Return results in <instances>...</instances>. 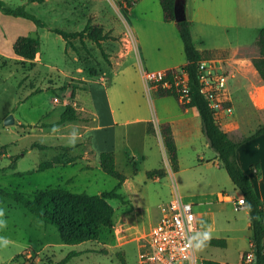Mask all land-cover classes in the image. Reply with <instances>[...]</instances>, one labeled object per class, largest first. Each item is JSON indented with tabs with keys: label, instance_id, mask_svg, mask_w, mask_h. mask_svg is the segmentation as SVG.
Wrapping results in <instances>:
<instances>
[{
	"label": "rangeland",
	"instance_id": "374dc122",
	"mask_svg": "<svg viewBox=\"0 0 264 264\" xmlns=\"http://www.w3.org/2000/svg\"><path fill=\"white\" fill-rule=\"evenodd\" d=\"M2 1L12 7L24 5L41 22L37 24L33 19L21 16V21L25 22L20 21L18 28L23 27L22 35L41 39L42 59L35 65L25 62L15 55L12 35L3 38L0 35V48L4 52V55H0V187L16 189L28 196L38 190L57 186L91 195L113 190L117 179L103 169H85L84 160L37 170L42 162L63 154L64 151L57 147L59 144L84 139L78 137L79 131L75 129L81 122L59 123L65 106L57 103L55 98L59 97L62 101V97L66 96L71 99L72 85L80 87L85 79L100 78L110 70L113 75L119 68L115 66V58L121 57L122 52L132 46V52L122 62L138 70L141 61L147 71L184 63V45L175 22L164 19L160 0H129L133 2L131 9L128 0ZM8 16L14 19L18 17ZM2 20L3 28L7 31L17 29L12 26V19L8 18V21L3 17ZM87 24L90 29L102 27L110 33V37L103 40L101 46L86 35L72 38V44L67 45L60 34L50 29L59 27L79 32ZM256 36L250 33L249 44H254ZM193 38L199 48L207 47L197 31ZM133 77L135 83L139 84L137 77ZM163 97L145 88L140 102L149 111L160 112L162 107L166 114H175L174 96H170L171 102L168 103L164 102ZM165 103L167 106L163 107ZM233 114H244V111L234 106ZM10 115H13L15 122L7 124L6 119ZM201 125L202 130L196 128L189 139L179 141L181 163L176 170L168 154L156 147L157 140L152 136L146 138V146L153 148L146 160L141 157L136 144L129 143L127 146L121 141L116 167L128 178L129 183L120 192L130 202L109 199L115 209L113 223L103 229L97 241L66 244L55 225L46 224L11 199L2 201L0 264H23L26 254L33 259V264H55L72 251L84 252L72 257L66 264H141L143 238L158 222L163 207L170 203L176 192L185 201L193 203L198 224L202 219L205 228L215 226V230L207 234H222L228 240L225 247L196 240L198 255L237 261L241 249L248 246L250 228L245 210H237L233 201L218 200L219 191L235 199L239 198L240 193L227 171L213 160L211 153L216 151L207 145L203 123ZM65 132L74 137L61 136ZM89 145V141L85 140L83 146L71 153L80 152ZM159 162L168 174L155 181L148 177V170L158 166ZM196 234L199 236L201 232Z\"/></svg>",
	"mask_w": 264,
	"mask_h": 264
},
{
	"label": "crops",
	"instance_id": "0c3cea01",
	"mask_svg": "<svg viewBox=\"0 0 264 264\" xmlns=\"http://www.w3.org/2000/svg\"><path fill=\"white\" fill-rule=\"evenodd\" d=\"M186 11L187 17L192 23L193 37L195 31H197L202 43L207 44L206 48H199L196 45L197 48L201 50H230L229 56L225 58L209 60L214 61L217 66L222 67L227 73L231 104L233 107L237 106L239 110L242 108V111H244V114L237 115L221 111L217 115L222 128L233 139L239 141L249 136L264 123V98L262 97L264 82L253 64V58L259 56L260 51L256 44L257 39L254 44H249L248 42L250 33H253V36L257 35L256 37L258 38L260 31L264 28V0H186ZM3 17H6L7 20L8 18L12 19V26L17 29L15 31H7L3 28ZM20 17L18 16L14 19L0 10V35L2 38L3 36L10 37L12 35L13 44L24 31L23 27L18 28L22 20ZM215 38L229 40V42H216ZM1 49L0 55H4ZM132 50L133 46L129 50L122 52L123 55L121 57L115 58L117 59L115 66L119 67L116 68L118 70L114 72L115 74L113 73L112 75L110 70L105 72L100 78L85 79L82 85L83 89L77 91L75 98L69 99L70 104L75 107L80 115V119L77 121L81 123L75 129L79 131L78 137L84 138V141L79 140L72 143L71 141L73 140H67L66 143L57 146L64 151V154L67 153L70 157H76L75 162L61 165L74 164L79 160H84L86 161L85 169H102L100 165L101 153L103 151H112L115 153L117 161L121 141L127 146L129 143L136 144L142 154L141 157L146 160L153 151L152 146H146L147 136H152L154 140H157L155 142L156 147L162 148L167 155L161 132V124L166 122L172 126L178 147L179 141L189 139L196 128L202 130V119L197 107L184 109L175 96V114H166L162 107L160 112L149 111L148 107L145 109L144 104L140 102L143 90L146 88L150 92H157L156 86L152 88L148 86L145 74L155 71H147L142 61L139 70L132 65L123 64L122 59H125ZM41 56L42 52H38L35 61L40 62ZM185 63L186 60L179 66L167 67L156 71L181 68ZM133 75L137 77L139 84L135 83ZM170 96L172 95L164 96V102H171L169 101ZM62 99H67V97L63 96ZM166 103L163 104V107L167 106ZM86 135H89V137L87 138ZM61 136L74 137V135L66 132L62 133ZM85 140L89 141V147L80 150V152L71 153L83 146ZM207 145L210 146L209 141ZM126 152L128 153V150ZM216 155V152L211 153V156L214 157L213 160L222 167ZM237 159L241 167L249 174L264 207V133L242 142L237 148ZM159 163L158 166H153L149 170L163 167L161 162ZM180 163L181 157L179 155V166ZM167 174L168 171H165L164 176H167ZM160 179L161 177H156L153 180ZM128 183L127 178L123 186ZM238 192L240 193V191ZM240 197H242L241 193ZM218 200L234 202L236 199L230 194H223L222 191H219ZM242 210H245L247 225L250 228L249 213L246 208ZM199 221L200 226L197 223V232H201V235L198 236L196 234L197 239L226 237L222 234H207V232L215 230V226L205 228L202 219ZM250 236L251 230L248 237V246L241 249L237 261L242 258L245 251L251 248ZM227 237L230 238V236Z\"/></svg>",
	"mask_w": 264,
	"mask_h": 264
},
{
	"label": "trees",
	"instance_id": "16d2710c",
	"mask_svg": "<svg viewBox=\"0 0 264 264\" xmlns=\"http://www.w3.org/2000/svg\"><path fill=\"white\" fill-rule=\"evenodd\" d=\"M31 2H45V0H29ZM129 9L133 7L132 1H127ZM163 9L164 19L166 21L175 22L179 34L184 44L186 63L181 67L189 77V100H181V91H178L174 82V73L177 68L165 70L166 77L157 83V93L161 96H175L186 109L189 107H197L200 112L203 132L207 136L210 146L216 151L217 158L221 166L227 171L237 190L240 191L245 200L246 209L249 213L250 240L255 251L256 259L254 264H264V207L262 200L258 196L253 182L249 174L241 167L237 159V148L239 145L264 133V123L261 124L253 133L243 139L237 141L226 132L219 123L216 111L209 105V101L203 91V85L200 81V63L203 60L225 58L229 56L228 49H206L197 48L192 34L191 20L176 21L174 13L175 0H160ZM128 9V10H129ZM0 10L6 14L14 16H22L33 19L37 24L41 22L30 12L24 5L12 7L6 2L0 0ZM43 24V23H42ZM44 26V25H43ZM52 31L60 34L66 41V44H72V38L84 37L85 35L101 46V42L110 37V33L104 31L102 27L94 26L90 29L87 24L82 31L71 32L63 28H50ZM260 55L253 58V64L257 69L260 77L264 82V28L260 31L257 41ZM41 39L21 35L13 44L15 55L22 60L36 64V56L41 52ZM107 57V54L105 53ZM108 59V57H107ZM170 82L171 86L165 85ZM72 98L76 97L77 91L83 87L72 85ZM80 119V115L75 107L71 104L65 106L59 123L73 122ZM161 132L164 139L166 151L173 169L179 166V149L173 135L172 126L166 122L161 124ZM101 168L109 175L117 179L115 188L111 191L102 192L100 194L91 195L87 192H73L61 186L49 187L45 190H38L32 195H25L19 190L0 187V203L6 199L13 200L16 204L25 207L36 217L43 220L46 224L55 225L60 233L62 241L66 244H78L87 241H97L100 239L103 229L111 226L113 223L115 209L109 202V199L118 198L123 202H130L129 199L120 192L127 176L119 171L116 167L115 153L112 151H103L101 153ZM76 157H70L67 154H58L52 160L42 162L38 167V171H42L57 164H66L75 162ZM165 175L163 167L148 171L149 178L162 177ZM204 244L211 246L225 247L227 240L225 238L205 237L199 238ZM103 250L102 252H104ZM84 251H72L64 259L55 264H66L72 257L82 254ZM122 260L125 258L120 252ZM22 256H24L22 254ZM26 256L23 264H33V259ZM205 264H219L218 260L205 259Z\"/></svg>",
	"mask_w": 264,
	"mask_h": 264
},
{
	"label": "built area",
	"instance_id": "2783aa9c",
	"mask_svg": "<svg viewBox=\"0 0 264 264\" xmlns=\"http://www.w3.org/2000/svg\"><path fill=\"white\" fill-rule=\"evenodd\" d=\"M200 81L209 105L219 115L221 111L233 113L227 73L212 60H203L200 63ZM166 77L165 71L147 72L146 82L150 88L157 87V83ZM174 82L181 91V100H189V77L183 68H177L174 73ZM170 87V82H165ZM56 102L64 105L70 100L55 98ZM236 209H245L243 197L236 199ZM164 213L143 238V248L140 252L141 264H205L196 250L197 215L193 210V203L185 201L179 192L166 207ZM255 251L251 248L245 251L239 261H220L219 264H254Z\"/></svg>",
	"mask_w": 264,
	"mask_h": 264
},
{
	"label": "water",
	"instance_id": "95a60500",
	"mask_svg": "<svg viewBox=\"0 0 264 264\" xmlns=\"http://www.w3.org/2000/svg\"><path fill=\"white\" fill-rule=\"evenodd\" d=\"M174 13H175L176 21H183L187 19L186 0H175ZM14 122H15V119L13 115H10L6 119L7 124L14 123Z\"/></svg>",
	"mask_w": 264,
	"mask_h": 264
},
{
	"label": "clouds",
	"instance_id": "9594fccd",
	"mask_svg": "<svg viewBox=\"0 0 264 264\" xmlns=\"http://www.w3.org/2000/svg\"><path fill=\"white\" fill-rule=\"evenodd\" d=\"M72 143H74L75 141H74V139H73V141H71Z\"/></svg>",
	"mask_w": 264,
	"mask_h": 264
}]
</instances>
